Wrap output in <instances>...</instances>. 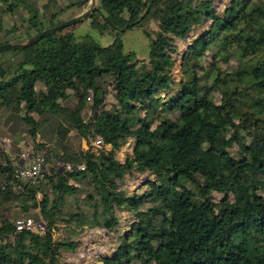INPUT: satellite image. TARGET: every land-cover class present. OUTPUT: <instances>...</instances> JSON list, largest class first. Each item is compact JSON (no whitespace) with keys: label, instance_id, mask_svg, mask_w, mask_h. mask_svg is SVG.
Listing matches in <instances>:
<instances>
[{"label":"trees","instance_id":"trees-1","mask_svg":"<svg viewBox=\"0 0 264 264\" xmlns=\"http://www.w3.org/2000/svg\"><path fill=\"white\" fill-rule=\"evenodd\" d=\"M54 1L63 6L52 13ZM86 1L0 0V44L24 42ZM98 1L87 17L99 14L111 44L81 43L67 27L0 52V128L11 141L0 152V264H75L61 250L97 228L116 235L103 264H264V0L220 11L218 0ZM19 9L22 26L7 30L4 18ZM154 22L148 59H136L122 36ZM207 22L176 82V40ZM90 90L94 114L77 122ZM38 136L48 143V173L16 192L5 182L25 140L45 149ZM99 137L102 147H82ZM130 139L134 151L120 162ZM133 171L156 179L130 191L122 185ZM20 211L42 217L46 232H17Z\"/></svg>","mask_w":264,"mask_h":264},{"label":"rangeland","instance_id":"rangeland-1","mask_svg":"<svg viewBox=\"0 0 264 264\" xmlns=\"http://www.w3.org/2000/svg\"><path fill=\"white\" fill-rule=\"evenodd\" d=\"M232 0H218L216 3L218 11L223 10L226 5L231 2ZM47 0H40V3L44 4ZM86 5H79L76 4L75 6L71 8H67L65 11H63L62 14L58 15L55 18L56 23H63L70 19L75 18L78 14L83 12V7L85 6L86 9L90 7L91 0L86 1ZM62 3L59 1H54L50 3V12L54 13L55 11L59 10L62 7ZM25 16L23 10L19 9L15 15L13 16H6L4 18L6 28L7 30H11L14 27H17L16 29H19L21 24V19ZM100 20V16L98 13L92 17H86L83 21H80L79 23H76L75 25L69 27L67 31H71L75 36L78 37L79 41L81 43H93L95 45H109L113 41V36L106 32L101 33L100 29L96 26L97 21ZM155 23V22H154ZM157 24V23H155ZM209 22L206 23V25H200L199 27L193 29L185 38L177 39L176 44L178 45V52L174 55V61H175V67L172 72L173 79L178 82L182 77V71H181V57L184 51H186L189 47V45L192 43L193 39L198 37L200 33L207 28V25ZM153 25V23L151 24ZM158 25V24H157ZM153 25V28L149 30V28H143L141 26H138L134 29H130L127 32H125L122 36V41L125 44V49L127 51H131L135 53L136 59H148V54L150 51V46L152 43L153 33L158 32L159 30L156 29ZM151 27V26H150ZM151 33H150V32ZM152 34V35H151ZM72 85L75 87H82V83L79 81H73ZM86 86V85H85ZM111 97V93L107 97V101H109ZM93 96H89V107L84 110V112L78 113V115L75 117L76 121L80 122L84 119H87L91 116V114H94L93 110L91 109L92 102H93ZM109 105V104H107ZM111 107V105H109ZM59 112H67L66 109L61 106L58 108ZM70 119H72V116L68 115ZM5 130V128H3ZM2 128H0V136L3 135ZM40 137V136H38ZM37 137V138H38ZM41 139V137H40ZM38 141V139H37ZM41 141H43L41 139ZM87 141V140H86ZM11 142H9V145L7 149L11 150ZM48 145L46 141H44ZM85 143H82V146ZM87 146H83L84 149L89 148V142H86ZM21 147L24 149L26 154H32L35 155L37 153L34 152L33 148V141L31 139L25 140ZM99 148V147H97ZM110 148V147H109ZM134 145L133 140L130 139L126 144L122 145L120 150L117 151L116 158L120 162H124L126 158L131 155L134 151ZM9 150V151H10ZM5 151V150H3ZM43 151V150H42ZM41 151V152H42ZM57 167L64 169V163L63 161H58ZM48 168V166H47ZM49 169V168H48ZM156 179V176L150 172H144L142 174L133 171L127 174L126 180L124 184L122 185L124 188L135 191V192H142L146 190L147 182L149 180ZM220 197V196H219ZM122 219L128 217L127 213L122 212L121 214ZM23 216H29L28 213L20 211L18 213V217ZM30 217V216H29ZM33 218H36L34 216H31ZM132 216H129L127 219H131ZM18 220V219H17ZM125 221V220H124ZM122 227L126 228L125 222L122 223ZM61 232H56L55 238H60ZM80 241L78 242V247L74 251H67L62 249L61 259L63 261L72 262L75 264H103L100 259L102 255L109 254L113 251V248L116 246V235L114 232H109L106 229H86L79 238ZM75 239V240H77Z\"/></svg>","mask_w":264,"mask_h":264},{"label":"built area","instance_id":"built-area-1","mask_svg":"<svg viewBox=\"0 0 264 264\" xmlns=\"http://www.w3.org/2000/svg\"><path fill=\"white\" fill-rule=\"evenodd\" d=\"M93 94V91L90 90V95ZM39 142L44 145V150L35 155L23 154L21 158V164L17 167V170L11 176L8 182L5 184L12 186L13 190L16 192L21 191L23 189V183H30L34 186H37L48 173L46 157L48 154V145L41 141L40 137L37 138ZM7 145H9V141H4L0 136V151L8 150ZM93 147H102V139L96 138L90 143ZM64 163L66 168L71 169L69 163ZM83 167V166H81ZM59 168V167H58ZM61 169V168H60ZM29 230L34 231L36 233H44L46 232V222L42 217L33 218L29 216H23L16 220V231Z\"/></svg>","mask_w":264,"mask_h":264},{"label":"water","instance_id":"water-1","mask_svg":"<svg viewBox=\"0 0 264 264\" xmlns=\"http://www.w3.org/2000/svg\"><path fill=\"white\" fill-rule=\"evenodd\" d=\"M99 8V1L98 0H91V5L89 8L85 9L83 12L75 16V18L70 19L66 22L56 24L54 27L48 28L42 32L34 34L33 37L27 39L24 42H14V43H3L0 44V52L8 51V50H14V49H24L27 47H30L34 44V42L40 40L41 38L50 35L52 33H55L57 30L64 29L70 26L75 25L76 23H79L83 19H85L90 14L96 12V10ZM182 58V57H181ZM75 241H80L79 239Z\"/></svg>","mask_w":264,"mask_h":264},{"label":"crops","instance_id":"crops-1","mask_svg":"<svg viewBox=\"0 0 264 264\" xmlns=\"http://www.w3.org/2000/svg\"><path fill=\"white\" fill-rule=\"evenodd\" d=\"M85 9H86V7L84 6L82 11H84ZM153 25H155L154 27H155L156 29L159 30V26H158L157 24L153 23ZM153 25H151V27L149 28V30L153 28ZM1 137H2V139H3L4 141H6V142L9 141V142H11L9 139H7L6 137H4L3 135H2ZM83 142L85 143L83 146H87V144H86L87 141H86L85 139L83 140ZM83 142H82V143H83ZM10 144H11V143H10ZM83 146H82V147H83ZM7 147H8V145H7ZM9 150H10V149H9ZM9 150H5V151H6V152H10ZM1 151H3V150H1ZM1 151H0V152H1ZM24 153H25V151H24ZM24 153H23V154H24ZM23 154H22V155H23ZM25 154H26V153H25ZM28 155H30V154H28ZM21 158H22V156H21Z\"/></svg>","mask_w":264,"mask_h":264}]
</instances>
